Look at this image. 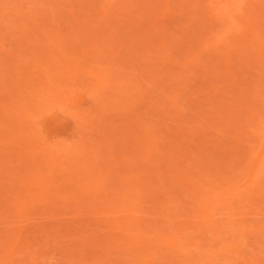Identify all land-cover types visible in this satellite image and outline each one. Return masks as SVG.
Instances as JSON below:
<instances>
[{"label": "rangeland", "instance_id": "rangeland-1", "mask_svg": "<svg viewBox=\"0 0 264 264\" xmlns=\"http://www.w3.org/2000/svg\"><path fill=\"white\" fill-rule=\"evenodd\" d=\"M0 264H264V0H0Z\"/></svg>", "mask_w": 264, "mask_h": 264}, {"label": "clouds", "instance_id": "clouds-1", "mask_svg": "<svg viewBox=\"0 0 264 264\" xmlns=\"http://www.w3.org/2000/svg\"><path fill=\"white\" fill-rule=\"evenodd\" d=\"M56 111L59 112V113H62V114H63L64 116H66V117H70V118H71V116L67 115V114L64 112V109H63V108H57ZM71 119H72V118H71Z\"/></svg>", "mask_w": 264, "mask_h": 264}]
</instances>
